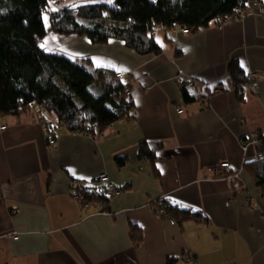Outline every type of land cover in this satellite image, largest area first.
Wrapping results in <instances>:
<instances>
[{
	"label": "crops",
	"instance_id": "crops-1",
	"mask_svg": "<svg viewBox=\"0 0 264 264\" xmlns=\"http://www.w3.org/2000/svg\"><path fill=\"white\" fill-rule=\"evenodd\" d=\"M244 9L188 33L157 28L155 55L48 30L45 49L112 77L121 72L131 108L104 134L64 128L53 147L36 109L1 118L0 264H111L120 254L137 264H264V186L244 165L262 142L242 149L252 132L264 136V0H247ZM232 67L242 80L255 72L256 87L239 90ZM143 141L161 142L153 159L138 156ZM223 161L239 172L233 180L215 176ZM101 172L122 192L105 209L83 208L70 184ZM158 198L205 219L174 221L155 211ZM131 225L140 228L139 244Z\"/></svg>",
	"mask_w": 264,
	"mask_h": 264
},
{
	"label": "trees",
	"instance_id": "trees-1",
	"mask_svg": "<svg viewBox=\"0 0 264 264\" xmlns=\"http://www.w3.org/2000/svg\"><path fill=\"white\" fill-rule=\"evenodd\" d=\"M246 6L247 0H114L113 4L57 8L54 0H0V121L34 107L40 118L39 105H43L48 112L47 119L62 124L66 130L99 135L129 113L131 101L125 96V85L119 78L99 69H93L97 72L94 74L88 65L42 47L41 40L48 30L87 36L95 43L117 39L139 54L155 55L162 49L154 37L155 28L164 29L165 33L176 26L196 31L238 15ZM46 12L49 25L44 19ZM232 70L233 77L239 81L237 87L242 91L241 85L247 76L242 80V73L235 72L233 67ZM107 77L110 81L103 82ZM95 81H98V93L90 90ZM183 96L186 101L192 99L187 90ZM43 129L48 138V130ZM259 139L262 142L258 146L259 156L244 165L255 183L264 186V136L260 134ZM159 148L161 142L143 141L138 156L153 159ZM115 159L122 164V156ZM79 193L83 195V202L97 204L100 209H105L104 204L111 197H119L91 190ZM168 204L166 213L174 221L205 219L201 212ZM130 236L139 244L140 228L131 225ZM175 261L169 259L167 264H175ZM111 264L137 263L120 254Z\"/></svg>",
	"mask_w": 264,
	"mask_h": 264
},
{
	"label": "built area",
	"instance_id": "built-area-1",
	"mask_svg": "<svg viewBox=\"0 0 264 264\" xmlns=\"http://www.w3.org/2000/svg\"><path fill=\"white\" fill-rule=\"evenodd\" d=\"M242 12H245V11L242 10L239 14H242ZM177 30H179L182 33L189 32V28L185 26L183 27L176 26L170 29L171 32H176ZM115 76L119 79L123 78V74L121 72L116 73ZM246 76H247L246 81L241 85L242 91L245 93L248 92L250 89L256 87L257 79H258L257 74L255 72L248 73ZM179 82L181 84H186V82L182 79H179ZM130 94H131L130 89L128 87H125V96L129 98ZM39 109H40V122L42 124V127L48 130L47 131L48 138H49L48 143H49V146L53 147L56 145L55 138L57 134L64 129V126L60 123H53L52 121L47 119L48 112L43 105H39ZM178 112H182V110L179 109ZM52 124H56V125L54 126ZM6 127L7 126L1 123L0 121V131L5 130ZM86 127L88 128V126ZM106 132H107V129L104 128L99 134H104ZM86 133L92 136L91 133L89 132H86ZM259 137L260 136L258 132H252L250 134V140L248 142H242V149L245 150L247 146L251 143L259 144L260 143ZM215 170H216V176L223 178V179H229V180H233V178L237 177L239 173L238 171L232 170V166L228 161L220 162L215 167ZM70 190L73 194V197L79 202H83V199H84L83 195L79 193L80 190H85V191L91 190L97 194H105V195L108 194L110 196H113V195L119 196L121 194V190H119L117 186L111 181V179L109 178V175L106 172H101L96 177H94L92 180H89L86 182H80L78 180H73L70 184ZM82 205H83V208L89 207L88 206L89 203L87 202H84V204ZM152 206L154 207L157 213H161V212L166 213V207H168L169 204L168 202H165L164 199L158 198L152 202ZM93 207H94L93 209L99 208L100 210V206H98L97 204H94ZM15 211L17 212L18 210L16 209Z\"/></svg>",
	"mask_w": 264,
	"mask_h": 264
},
{
	"label": "rangeland",
	"instance_id": "rangeland-1",
	"mask_svg": "<svg viewBox=\"0 0 264 264\" xmlns=\"http://www.w3.org/2000/svg\"><path fill=\"white\" fill-rule=\"evenodd\" d=\"M44 19H45V21H47L48 22V20H49V13L48 12H46V13H44ZM157 29L155 28V30L154 31H156ZM153 31V32H154ZM164 32V31H163ZM158 34H160V32L158 33ZM164 39H166V35H165V33H164ZM158 39V38H157ZM91 71L94 73V74H97V72L95 71V70H93V69H91ZM98 81H95L92 85H91V87H90V90H91V92H93V93H98L100 90H98V89H96V88H98V83H97ZM34 110H35V107L33 108ZM119 120V119H118ZM117 120V121H118ZM87 125H85V127H86ZM88 127H90L89 125H88ZM87 128V127H86Z\"/></svg>",
	"mask_w": 264,
	"mask_h": 264
},
{
	"label": "bare ground",
	"instance_id": "bare-ground-1",
	"mask_svg": "<svg viewBox=\"0 0 264 264\" xmlns=\"http://www.w3.org/2000/svg\"><path fill=\"white\" fill-rule=\"evenodd\" d=\"M87 134V133H86Z\"/></svg>",
	"mask_w": 264,
	"mask_h": 264
}]
</instances>
